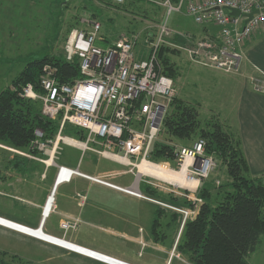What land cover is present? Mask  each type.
Returning <instances> with one entry per match:
<instances>
[{
	"label": "rangeland",
	"instance_id": "obj_1",
	"mask_svg": "<svg viewBox=\"0 0 264 264\" xmlns=\"http://www.w3.org/2000/svg\"><path fill=\"white\" fill-rule=\"evenodd\" d=\"M105 2L113 1L0 0V18L2 19L0 34L5 36L4 42L14 44L16 47L13 52L15 58L11 60L10 65L0 63V91L10 85L12 79L21 72L29 60L47 54L64 55L65 43L70 31L76 27L87 26L84 18L92 14L98 18L91 19H97L102 24L100 32L110 38L118 37L119 34L127 36L137 33L139 42L136 49L137 51L142 49L141 57L147 55L143 49L145 41L157 38L160 26L167 20L168 26L175 31L166 36L162 46L169 48L167 56L175 64L176 73L175 77H172L176 89L174 98L180 97L194 105L199 112L202 125H205L207 121H223L220 109L224 104L220 90L221 84L229 79L228 73L193 62L183 48L189 45L184 29L205 28L196 23L193 18L182 17L178 13H173L166 18V9L148 0H135L132 5L129 0L116 3V10L125 9L122 8L123 6L130 10L131 15L124 16H119V11L108 14L102 5L106 4ZM132 13L133 16L137 14L143 18H133ZM201 29L190 31L197 33ZM6 36L10 37L7 39ZM40 36L42 39L39 38ZM2 44L0 41V61L1 57L7 54V47ZM70 126L67 124L63 130L67 136H72L74 127ZM197 139L199 138L195 136L180 140L160 131L154 141L172 144L176 149L175 160L152 159L150 155L152 148L145 159L151 163L164 164L172 170H179L182 162L180 148L191 146ZM32 141L26 148H15L0 142V215L36 227L43 214V206L53 191L57 168L49 164L51 163L49 155L31 147ZM91 154L89 151L82 154L77 147L62 143L57 159L54 160L57 163L66 162L71 166H76L81 161V170L90 172L92 175H105L119 170L123 172L133 167L105 157L91 156ZM208 155L214 157L217 165L210 176L204 180L206 184L212 182L219 186L228 178L226 167L213 154ZM15 157L27 159V169H29L25 172L15 169L9 163ZM132 160L139 164L144 159L139 155ZM137 170V166L133 168L135 173ZM109 178L106 177V179ZM111 180L124 186L132 185L134 175L127 173L110 178ZM137 181L144 197L125 195L98 184L88 186V183L81 179H76L72 184L62 185L55 192L56 207L48 218L46 232L64 235L71 241L87 244L96 250L134 262V264H166L170 252H165L163 248L174 249L168 264H191L187 257L176 249L179 232L186 220L181 211H179L181 219L169 226L167 225L170 221L169 213L162 218L161 239L156 240L151 233L155 205L164 203V206L175 211L174 208L184 207L148 197L142 191V186L143 183H149L156 186L163 195L167 196V192L174 190L173 192L178 196L190 198V196H197L201 182L198 188L189 189L152 176H144ZM76 189L83 191L79 192L81 195L77 194ZM67 195L68 200L74 199L79 204L76 214L65 212L63 206L57 207V204ZM68 220L71 226L65 229L61 226V222ZM176 254H179V257ZM249 258L251 264H264V235L257 250L251 253ZM0 259L10 264H105L1 225Z\"/></svg>",
	"mask_w": 264,
	"mask_h": 264
},
{
	"label": "built area",
	"instance_id": "obj_2",
	"mask_svg": "<svg viewBox=\"0 0 264 264\" xmlns=\"http://www.w3.org/2000/svg\"><path fill=\"white\" fill-rule=\"evenodd\" d=\"M148 1L164 7L166 18L173 13H182L203 26L205 33L202 36L197 37L186 32L189 45L183 48L193 62L228 74L241 71L244 45L256 31L264 28V0ZM116 2L122 3L124 0ZM234 9L239 11V15L232 13ZM84 21L87 26L76 27L70 31L64 54L68 61L78 59L81 76L70 83L61 82L56 76L57 68L45 64L39 86L28 83L19 91L21 97L40 102L44 117L59 122L55 137L45 138L44 130L37 127L31 143L32 148L49 155V164L57 168L54 184L56 188L53 187L51 193L53 198L48 216L56 207L57 183L60 185L70 182L74 176L144 197L137 180L150 175L139 174L138 170L135 173L133 168H138V164L132 158L139 155L144 160L147 158L152 143L162 130L164 118L176 92L174 79L163 72L158 57L166 36L175 31L168 26L167 20L160 26L157 38L145 41L143 49L147 55L144 57H141L142 49H136L139 42L137 33L120 36L114 42L108 43L100 32L101 22L92 20L91 17L84 18ZM252 79L255 81V89L264 91V86L255 78ZM67 124L82 129L83 137L65 135L63 130ZM62 143L77 147L83 153L93 151L100 157L133 167L105 175L87 174L79 167L60 164L54 160L57 159ZM205 146L206 140L199 138L191 146H182L179 150L182 161L180 169L190 159L187 176L190 180H197L195 188L210 176L217 165L214 157L206 153ZM127 173L134 175L133 184L137 181L135 192L131 188L133 184L124 186L106 179ZM190 198L196 202L202 201L198 197ZM49 200L50 196L43 209ZM174 209L184 214V220L196 212L184 208ZM61 226L68 229L71 226L70 221H62ZM142 244L146 245L144 242ZM176 256L179 257V254ZM87 257L105 264H134L113 255L110 256L112 261Z\"/></svg>",
	"mask_w": 264,
	"mask_h": 264
},
{
	"label": "trees",
	"instance_id": "obj_3",
	"mask_svg": "<svg viewBox=\"0 0 264 264\" xmlns=\"http://www.w3.org/2000/svg\"><path fill=\"white\" fill-rule=\"evenodd\" d=\"M122 8L127 9L126 6ZM168 51L169 48L164 46L160 48V65L165 74L175 77V64L167 56ZM45 64L57 68L56 76L61 82L70 83L81 76L77 58L68 61L64 55L47 54L29 60L10 85L0 91V142L26 148L37 127L44 130L45 138L55 137L59 122L41 114L38 100L19 95L21 88L28 83L39 86ZM72 129V135L83 137L82 129ZM161 131L180 140L195 136L204 138L206 152L213 154L226 167L228 177L219 186L212 182L206 184V180L201 182L196 196L202 199L201 202L180 197L173 191L167 192L166 196L156 186L143 183L142 191L148 197L196 210L184 221L176 249L191 264H250L249 256L257 250L264 235V182L250 174L240 140L220 121H207L202 125L196 107L180 97L172 99ZM151 148L150 155L154 160L174 161L176 158L172 144L154 141ZM9 163L21 172L29 169L25 158L15 157ZM163 204L155 205L152 219L151 233L156 240L161 239L164 216L170 215L168 226L182 217L178 210ZM0 264L10 263L0 259Z\"/></svg>",
	"mask_w": 264,
	"mask_h": 264
},
{
	"label": "crops",
	"instance_id": "obj_4",
	"mask_svg": "<svg viewBox=\"0 0 264 264\" xmlns=\"http://www.w3.org/2000/svg\"><path fill=\"white\" fill-rule=\"evenodd\" d=\"M112 1L113 2H109V3L105 2L106 4H104V3L102 4L103 7H105V11L108 14L110 12H115V13L117 12L118 13V11L120 13L119 16L120 15L124 16L126 14H128V15L130 14L129 9H126V10L125 9H123V10L118 9V10H116V8H117L116 3H118V2H116V0H112ZM129 1H130V5H132V3L135 2V0H133V1L129 0ZM178 14L182 17L191 18L190 16L182 14V13H178ZM132 16H133V13H132ZM90 17L91 18H98L97 16H95L93 14ZM109 18H113V17H109ZM133 18H143V17H141L140 15L134 14ZM1 21H2V19L0 18V22ZM213 28L216 29L215 27H213ZM181 29H184V28H181ZM199 29H201V27ZM199 29H184V30H185V32L189 31L191 34H193L195 36H197L199 34H200V36H202L205 33L204 29H201L200 32L197 31V33L190 31V30L196 31ZM101 35H103V37L106 39V41L108 43H112L116 39H118L122 34H119V36L115 37V38L114 37L110 38L106 34H103V33H101ZM10 36H6V38L8 39ZM39 38H41V36ZM4 39H5V36L1 35L0 41H1V43H3L7 47V49H6L7 54L5 55V57H1L2 59H1L0 63L8 64V66H9L11 63V60L15 58V55L13 52L15 51L14 49L16 47L14 44L4 42ZM9 70H6V71H9ZM227 75L229 76V79L227 81H224L221 84V90H220L221 94L223 96L222 100H223V104H224L223 107H221V109H220V111H221L220 113H221V116L223 118L222 119L223 121H221V122H222V124H224L226 129L231 131L240 140L245 158H246L248 165H249L250 174L254 177H260L264 182V91L256 90L254 87L255 81L252 79V78H255L260 85L264 86V28L256 31L253 34L251 40L244 45V60H243L241 71L239 73H236V74H227ZM77 149H79V148H77ZM89 152L92 153L91 156L97 155L93 151H89ZM82 154H84V153L82 152ZM98 157H100V156H98ZM60 163L69 165L66 162H60ZM69 166H71V165H69ZM71 167H79L81 170V161H79L76 166H71ZM55 169H56V167H55ZM81 171H83L87 174H92V173L84 171V170H81ZM115 172H120V170L115 171ZM119 175H123V174H117V175H114L110 178H114V177H117ZM110 178H109V180H110ZM76 179L85 180L88 183V186L98 184V185L104 186L108 189H112V190H115L117 192L123 193L125 195H129V194H126L124 192L118 191L114 188L93 182L87 178H83V177H79V176H74L70 182H65V183L58 185V189L64 184L74 183V181ZM112 182H114V181H112ZM114 183H116V182H114ZM117 184H119V183H117ZM119 185H121V184H119ZM73 189H75V188H73ZM76 192L78 194L79 192H83V191L77 190ZM67 194H69V193H67ZM129 196H131V195H129ZM132 197H134V196H132ZM135 198H137V197H135ZM62 206H63L65 212L71 213V214H76L75 213L76 208L79 206V204H77L76 200H74V199L68 200V195H67L66 198L63 199V201H60L57 204L58 208H62ZM48 218H46L44 223H43L44 230L47 226ZM42 221L43 220H41V222H39V224H41ZM52 235H55V236L60 237V238L64 237V239L71 241L70 239H67L64 235H62V236H59L57 234H52ZM72 242L83 245V246H87L89 248H93L87 244L79 243L78 241L72 240ZM53 245H56V244H53ZM56 246H58V245H56ZM174 248H175V246H174ZM162 250H164L165 252H170L167 263H166V264H168L169 260L172 256V251L174 249L171 250V249L163 248ZM129 262H131V261H129ZM250 264H251V261H250Z\"/></svg>",
	"mask_w": 264,
	"mask_h": 264
},
{
	"label": "bare ground",
	"instance_id": "obj_5",
	"mask_svg": "<svg viewBox=\"0 0 264 264\" xmlns=\"http://www.w3.org/2000/svg\"><path fill=\"white\" fill-rule=\"evenodd\" d=\"M190 159H187L183 163L182 169L179 170H172V168H168L164 164H155L148 162L146 159L143 160L141 163L138 164V172L139 174L141 173H147L150 176H153L157 179H160L162 181L170 182L175 185L181 186V187H186L190 189H194L197 186V180H190L187 176V165L189 164ZM55 184V183H54ZM58 184L57 183V189H58ZM137 181L132 185V190L134 192L137 190ZM54 187V186H53ZM56 189V190H57ZM51 193V192H50ZM50 200L48 202V205L43 209L44 213L41 216V220H43L44 217L48 218V211H49V206L52 201V194H49ZM40 220V222H41ZM0 225L3 227H7L9 229H12L16 232L23 233L25 235L52 243L56 244L62 248L78 252L87 256H93L99 259H105V260H110L112 261L113 259L110 258V254L101 252L99 250H95L93 248H89L87 246H83L77 243H74L72 241L66 240L64 238L57 237L55 235H52L46 230H44V227L41 229L39 224L37 227H31L29 225H26L21 222H17L15 220L9 219L7 217H4L0 215Z\"/></svg>",
	"mask_w": 264,
	"mask_h": 264
},
{
	"label": "water",
	"instance_id": "obj_6",
	"mask_svg": "<svg viewBox=\"0 0 264 264\" xmlns=\"http://www.w3.org/2000/svg\"><path fill=\"white\" fill-rule=\"evenodd\" d=\"M232 13L234 14V15H239V11L238 10H236V9H234V10H232ZM249 17H251V15H249ZM56 188V186L54 187V189ZM45 217L43 218V221H42V223H41V225H40V227H41V229L43 228V223H44V221H45Z\"/></svg>",
	"mask_w": 264,
	"mask_h": 264
}]
</instances>
